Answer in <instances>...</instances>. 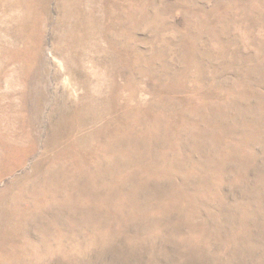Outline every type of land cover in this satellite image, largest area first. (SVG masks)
<instances>
[{
	"label": "rangeland",
	"instance_id": "obj_1",
	"mask_svg": "<svg viewBox=\"0 0 264 264\" xmlns=\"http://www.w3.org/2000/svg\"><path fill=\"white\" fill-rule=\"evenodd\" d=\"M0 264H264V0H0Z\"/></svg>",
	"mask_w": 264,
	"mask_h": 264
}]
</instances>
